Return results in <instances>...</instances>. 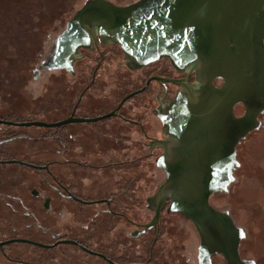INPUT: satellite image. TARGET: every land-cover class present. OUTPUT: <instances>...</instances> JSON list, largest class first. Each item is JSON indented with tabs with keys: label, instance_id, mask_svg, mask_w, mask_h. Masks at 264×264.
I'll list each match as a JSON object with an SVG mask.
<instances>
[{
	"label": "flooded vegetation",
	"instance_id": "obj_1",
	"mask_svg": "<svg viewBox=\"0 0 264 264\" xmlns=\"http://www.w3.org/2000/svg\"><path fill=\"white\" fill-rule=\"evenodd\" d=\"M107 1L125 7L139 0ZM78 10L33 70L70 75L72 90L26 116L14 111L0 115V264H229L221 252L202 249L195 223L172 207L171 193L159 191L167 173L158 164L164 154L158 142L171 140L172 149L180 147L162 122L183 90L171 81L194 83L195 73L168 57L139 65L109 36L98 35L77 48L69 69L43 67ZM94 54L93 67L86 61ZM114 54L121 55L116 66L142 74L139 85L118 99L87 94L100 83L96 77L105 58ZM79 61L89 71L84 86L76 71ZM222 84L221 79L213 81L217 88ZM233 114L243 117L244 105H233ZM263 114L256 118L260 125ZM33 122L49 126L22 125ZM151 165L162 172L159 183L151 175ZM147 178L156 186L142 192ZM221 192L225 191L209 197L210 205L211 197ZM241 242L239 260L253 261L242 258Z\"/></svg>",
	"mask_w": 264,
	"mask_h": 264
},
{
	"label": "water",
	"instance_id": "obj_2",
	"mask_svg": "<svg viewBox=\"0 0 264 264\" xmlns=\"http://www.w3.org/2000/svg\"><path fill=\"white\" fill-rule=\"evenodd\" d=\"M96 35L109 36L139 65L168 57L195 73L194 83L169 80L183 90L162 122L180 147L158 142L164 150L158 164L167 173L159 191L171 193L172 207L195 223L203 250L221 252L229 264H254L239 260L244 231L228 211L215 210L209 197L233 182L239 165L235 147L259 128L256 118L264 113V0H139L125 7L86 0L43 67L69 69L77 48ZM215 79L222 80L221 87L213 85ZM237 103L245 107L241 118L233 114Z\"/></svg>",
	"mask_w": 264,
	"mask_h": 264
},
{
	"label": "rangeland",
	"instance_id": "obj_3",
	"mask_svg": "<svg viewBox=\"0 0 264 264\" xmlns=\"http://www.w3.org/2000/svg\"><path fill=\"white\" fill-rule=\"evenodd\" d=\"M84 1L0 0V115L14 111L26 116L73 87L74 78L64 72L33 70L48 56L53 40ZM110 1L127 4L136 0ZM96 57L94 54L86 62L94 67ZM120 59V54L105 58L96 77L100 83L94 84L87 94L118 99L139 85L142 74L116 66ZM76 71L78 78L83 79L82 86L87 84L89 71L84 61H79ZM259 119L260 128L237 147L239 166L234 181L227 191L213 195L210 203L216 209L228 211L235 225L244 231L242 258L264 264V114ZM151 166V175L159 183L162 172ZM154 179L147 178L140 191L154 189Z\"/></svg>",
	"mask_w": 264,
	"mask_h": 264
}]
</instances>
